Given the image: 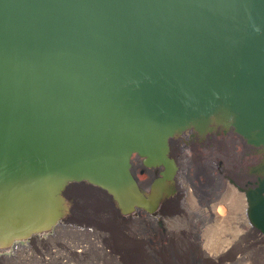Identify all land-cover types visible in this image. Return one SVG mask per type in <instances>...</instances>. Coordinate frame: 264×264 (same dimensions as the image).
I'll return each instance as SVG.
<instances>
[{"label": "water", "instance_id": "obj_1", "mask_svg": "<svg viewBox=\"0 0 264 264\" xmlns=\"http://www.w3.org/2000/svg\"><path fill=\"white\" fill-rule=\"evenodd\" d=\"M219 132L259 156L238 190L264 236V0H0V251L66 221L76 185L154 213L171 142Z\"/></svg>", "mask_w": 264, "mask_h": 264}, {"label": "rangeland", "instance_id": "obj_2", "mask_svg": "<svg viewBox=\"0 0 264 264\" xmlns=\"http://www.w3.org/2000/svg\"><path fill=\"white\" fill-rule=\"evenodd\" d=\"M182 141L179 138L172 145L174 148L182 147ZM188 148L193 157L188 172L189 179L195 183L191 188L194 203L199 205L216 198L222 191L229 192V199H225L229 202L228 239L229 242L234 241L227 251L218 254L217 260L210 255L220 251L223 232L228 229L216 228L213 217L206 216L204 228L213 229V233L208 236L207 248H202L199 243L201 226L194 227L195 217L190 214L192 201L179 186L163 214L158 211L155 215L157 221L144 224L139 221L138 213L120 215L101 191L76 185L66 191L72 209L66 221L54 232L35 237L37 242L26 245L27 248L21 249L18 254L3 251L9 255L0 259V264H264V243H257L249 234L237 236L236 220L241 206L238 197L231 193L232 188L244 196L238 187L246 188L247 182L251 181L248 171L258 162L255 152L229 132L228 138L219 134L209 138L207 143L196 142ZM173 155L178 160L176 152ZM178 164L180 172L183 166ZM136 177L148 178L140 172ZM217 206L219 208L223 204ZM85 229L92 232L87 234ZM218 234L221 239L217 238ZM69 243L85 244L89 247L88 253L81 256L71 254L67 249ZM58 251L67 257L64 262L60 260Z\"/></svg>", "mask_w": 264, "mask_h": 264}, {"label": "bare ground", "instance_id": "obj_3", "mask_svg": "<svg viewBox=\"0 0 264 264\" xmlns=\"http://www.w3.org/2000/svg\"><path fill=\"white\" fill-rule=\"evenodd\" d=\"M219 134L223 135L224 133L219 132V133L208 134L204 138H202L201 140H198L197 137H192L190 133L182 134L181 136H179L177 138H182V140H183L182 142L184 144L182 147L178 146L177 148H174V145H172V142H171V144H170V146H171L170 147V155L173 154V152H178V148L180 147L179 148V155H180V159H181L180 165L183 166L182 169L180 170V172L177 173L176 178H175V182H174V191L175 192H174V194L172 196H170L169 198H167L166 201H164V203L154 213H149V212H146L144 210H137L136 213H134V214H137V213L139 214V216H140L139 221L143 222L144 224L148 223L149 221L156 222L157 220L155 218V215L158 213V211L160 214L161 213L163 214V211H165L167 205H169L168 203L171 202V198L177 194L178 186H179V188L181 190H183L185 196L189 197V200L192 201L193 208H192V212L190 214H192L195 217L194 227L198 228L199 224L201 226L199 228H201L202 234L200 235L199 243H200V246L203 245L202 248H207L208 236L210 237L211 233H213V229L209 230V229L204 228V226L206 225L205 224V217L206 216L211 215L213 217L214 223L216 224L215 225L216 228L218 226H221V227H225L226 229H228V231L223 232L224 235L222 238L224 239V241L221 243L222 248L220 249V251H218V253H211L212 255H210L214 258V260L218 259V254H221V253H224L225 251H227L230 248V246L233 244V241H234V240H231V242H229V239H228L229 238L228 237L229 236V202L226 201L225 199H229V192H228V190L222 191L221 194H219L216 198L209 200V201H205L204 203H199V205H196L194 203V200H193L194 195H193V191L191 188L193 186H195V183L191 179H189V172H188L190 162L193 159V157L191 156V152H190L188 147H193L196 144V142L201 143V144L207 143L209 141V138H214L216 135H219ZM224 135L227 136V138H228V133H226ZM255 156L259 160V156H257L256 154H255ZM131 163H132V169H133L135 175L142 170V165H141L140 159H138L136 156L132 157ZM151 173H150V175H147L148 178H141L140 179V178L136 177L138 180L139 187L146 192L149 190L150 182L153 178V175H151ZM190 181L193 183L191 184ZM231 193L234 196L238 197V199L240 201V206H241V209L238 211V217L236 220V230L238 233L237 236H240L242 234H249V235H252V237L255 239V241L257 243L263 244L264 243L263 235H260L259 232L256 231L250 225V223L247 220V216H246L247 206H246V201L244 199V196L241 194H238L232 188H231ZM104 197L106 199H109L105 195H104ZM222 204H223L222 207L217 208L218 207L217 205H222ZM160 209H161V211H160ZM71 212H72V209L70 210V213ZM188 213H189V211H188ZM59 225H57L55 227V229ZM59 229H61V227ZM84 231L87 232V234H90L92 232L90 229H85ZM36 237H38V236H36ZM33 238H35V237H33ZM217 238H220L219 234L217 235ZM68 247L69 248H67V249L71 254H76L78 256H81L86 252L88 253V250H89L88 249L89 247L86 246L85 244H81V245L74 244V245H72L71 243H69ZM78 248L79 249L81 248L82 250H78ZM76 249L78 250V252L75 251ZM20 250H21V248L19 246H17L15 252H17V254H18L20 252ZM0 252H3V251H0ZM57 253L60 256V260L62 262H64V259L67 258L66 256H64L65 254H63L62 252H59V251ZM43 258H47V257H45L43 255Z\"/></svg>", "mask_w": 264, "mask_h": 264}, {"label": "flooded vegetation", "instance_id": "obj_4", "mask_svg": "<svg viewBox=\"0 0 264 264\" xmlns=\"http://www.w3.org/2000/svg\"><path fill=\"white\" fill-rule=\"evenodd\" d=\"M177 141H179V138L174 139V140L172 141V144H174V143L177 142ZM176 155H177V157H178L179 162H178L177 158H176L173 154H171L170 157L175 161L176 166H177V172H178V169H179V164H178V163H180L181 159H180V155H179L178 152H176ZM142 174H143V173H142ZM144 174H146V175H150V174H147V173H144ZM151 175H154V174L151 173ZM61 224H62V223H61ZM52 232H53V231H52ZM52 232H51V233H52ZM35 242H37V238H31V239L26 240V241L15 242V243H13V244L11 245V247H10L9 250L12 251V252L14 253V252L16 251L17 246H19L21 249H25V248H27L28 245H34ZM26 245H27V246H26ZM8 255H9V254H6V253L1 252V253H0V259H2V258H4V257H8Z\"/></svg>", "mask_w": 264, "mask_h": 264}]
</instances>
